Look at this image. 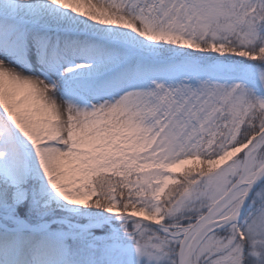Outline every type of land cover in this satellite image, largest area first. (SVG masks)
<instances>
[{"label": "snow or ice", "instance_id": "obj_1", "mask_svg": "<svg viewBox=\"0 0 264 264\" xmlns=\"http://www.w3.org/2000/svg\"><path fill=\"white\" fill-rule=\"evenodd\" d=\"M0 264H264V0H0Z\"/></svg>", "mask_w": 264, "mask_h": 264}, {"label": "rangeland", "instance_id": "obj_2", "mask_svg": "<svg viewBox=\"0 0 264 264\" xmlns=\"http://www.w3.org/2000/svg\"><path fill=\"white\" fill-rule=\"evenodd\" d=\"M190 167H193V166L192 165H185L184 166L185 169L190 168ZM181 171H182L181 169H177V170H175V174H179Z\"/></svg>", "mask_w": 264, "mask_h": 264}]
</instances>
